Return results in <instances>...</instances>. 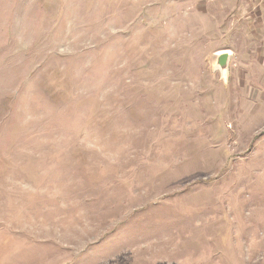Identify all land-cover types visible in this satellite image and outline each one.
Here are the masks:
<instances>
[{
	"label": "rangeland",
	"instance_id": "rangeland-1",
	"mask_svg": "<svg viewBox=\"0 0 264 264\" xmlns=\"http://www.w3.org/2000/svg\"><path fill=\"white\" fill-rule=\"evenodd\" d=\"M247 2L0 0V264H264Z\"/></svg>",
	"mask_w": 264,
	"mask_h": 264
},
{
	"label": "water",
	"instance_id": "water-1",
	"mask_svg": "<svg viewBox=\"0 0 264 264\" xmlns=\"http://www.w3.org/2000/svg\"><path fill=\"white\" fill-rule=\"evenodd\" d=\"M231 58V52L229 50H221L216 55L215 66L221 71H226L229 67V62Z\"/></svg>",
	"mask_w": 264,
	"mask_h": 264
},
{
	"label": "crops",
	"instance_id": "crops-1",
	"mask_svg": "<svg viewBox=\"0 0 264 264\" xmlns=\"http://www.w3.org/2000/svg\"><path fill=\"white\" fill-rule=\"evenodd\" d=\"M245 2L246 1H249V2H247V3H255L254 5L256 6V8L259 10V8H260V11H262V12H264V0H244ZM248 10V8L245 10V11H247ZM254 10V9H253ZM248 11H250V9L248 10ZM229 48V47H228ZM223 49H225V48H222V50ZM252 51H249V53H251Z\"/></svg>",
	"mask_w": 264,
	"mask_h": 264
}]
</instances>
